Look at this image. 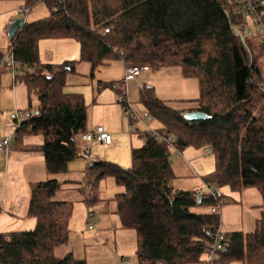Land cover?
Listing matches in <instances>:
<instances>
[{
    "label": "trees",
    "instance_id": "trees-1",
    "mask_svg": "<svg viewBox=\"0 0 264 264\" xmlns=\"http://www.w3.org/2000/svg\"><path fill=\"white\" fill-rule=\"evenodd\" d=\"M19 1L27 10L43 1L49 14L24 21L9 42V52L19 62L16 77L25 85L28 109H33L16 125L14 145L41 151L50 176L29 183L27 213L35 226L0 234V264H87L71 252L61 257L54 252L67 242L73 202L55 197L61 184L52 175L66 172L68 163L82 156L77 142L88 131L83 93L64 91V86L77 61L89 63L92 77L115 58L152 70L178 65L183 76L196 77L198 83V95L187 99L194 104L178 109L143 83L138 101L161 126L142 133L143 142L131 149L128 167L105 159L86 164L87 183L109 177L120 188L111 199L120 224L134 229L136 264H199L220 228L217 190L200 193L171 185L169 153L188 146L213 155L212 171L202 176L207 185L255 188L261 197L252 230L223 232L216 264H264V77L259 67L264 42L250 28L244 41L234 33L243 18L235 12L239 1ZM254 1L264 9V0ZM60 38L78 43V60L40 63L39 40ZM4 59L0 51V67ZM120 104L127 109L128 102ZM190 110L207 117L188 119L184 112ZM31 135L41 141L23 143ZM203 206L209 208L198 209ZM215 206L218 211H211Z\"/></svg>",
    "mask_w": 264,
    "mask_h": 264
},
{
    "label": "rangeland",
    "instance_id": "rangeland-1",
    "mask_svg": "<svg viewBox=\"0 0 264 264\" xmlns=\"http://www.w3.org/2000/svg\"><path fill=\"white\" fill-rule=\"evenodd\" d=\"M16 3V0H1L0 11H3V8L6 7H12ZM48 14V6L43 1H38L30 6L23 17L26 21H32ZM11 16H7V24L9 23V19L14 18H10ZM13 16H15V12H13ZM248 25L251 29V35L258 39L259 27L253 22H248ZM3 27L0 29L2 31L0 32V47L2 48L0 51L8 53L10 46ZM47 40L51 39H43L39 43L40 63H44L47 61L46 59H56L63 62L78 58L79 47L75 40L65 39L68 42L58 51L55 47L45 45L46 42H49ZM50 55H54L55 58L53 57L51 59ZM76 63L90 66L85 61H77ZM259 67L261 75L264 77L263 58L259 60ZM123 68L124 62L120 58H115L96 69L92 79L88 82L86 80L83 81L84 78H82V75L69 74L67 80L70 81L64 86V91H78L83 93L88 108L87 125L107 123L110 127L108 132L111 135L112 145L104 147L96 144L93 153L100 154L102 159L113 161L123 167H128L131 164V149L140 147L143 141L142 133L145 130L155 129L161 126V123L157 119L145 116L144 107L138 101V81L146 85H151L158 98L167 100L172 107L177 109L187 108L194 104L193 101H187V99L198 95V83L196 77L183 76L181 68L178 65L162 67L155 70L149 68L141 70V73L139 72L140 75L138 74L137 76L138 81H125ZM88 72L89 70L85 74ZM6 73L12 78L10 70ZM16 83L19 84L16 90L18 100L26 102L27 97L24 84L19 81ZM9 92L8 89H4L0 93L2 96L0 98V109L6 111L4 115L8 118L14 109H21L20 107L13 108L14 96ZM124 93H126L127 101L131 107L130 113H127L117 100L118 95ZM134 114L138 118L131 122L130 117ZM9 125L14 129L17 124L10 120ZM4 135H8L10 140L12 139L11 143L15 142L14 134H3L2 136ZM31 137L32 142L40 141L39 135H31ZM77 144L80 146L79 141ZM185 150H191L195 155H191L188 151L185 152ZM205 151L206 148L194 146H188L182 152L171 149L168 161L171 166H175L176 171H179V173H186L187 169H190L191 166L192 168L196 167V171L199 170L200 172L198 173L203 175L212 171L214 167L213 155L211 153L206 154ZM199 158L201 160L197 161L196 159ZM82 169H84V166L80 160H71L68 163V170L66 172L55 175L61 184L55 197L73 202V212L69 219L67 242L56 246L54 249L55 254L62 255L60 254L62 250L65 251L66 248H70L75 257L83 258L86 255L84 259H86L87 264H116V258L117 264H136V239L134 229L123 227L120 224L118 215L115 212L116 203L111 199L113 193L120 188L109 181V177L102 178L95 184H92L93 182L87 183ZM193 179L189 178L190 181ZM211 186L212 190H217L220 194L219 212L221 231L252 230L254 227V217L259 216V211L262 208L259 205L261 203V197L258 191L255 188L235 191L227 185L220 187ZM86 208L92 211V215L89 216L90 218L88 220L86 219ZM207 208L209 206H203L198 209L206 210ZM33 220L34 225L30 226V228L35 226V219L33 218ZM89 220L94 224L92 230H89L87 226ZM106 222L110 224H103ZM28 228L23 226L20 228L11 227L9 229L26 230ZM107 231H114L116 249L113 247L111 241H104L103 234ZM230 264H241V262L233 261Z\"/></svg>",
    "mask_w": 264,
    "mask_h": 264
},
{
    "label": "crops",
    "instance_id": "crops-1",
    "mask_svg": "<svg viewBox=\"0 0 264 264\" xmlns=\"http://www.w3.org/2000/svg\"><path fill=\"white\" fill-rule=\"evenodd\" d=\"M16 1H17V3L15 5H13L12 7L3 8V11H0V29H2V27L4 26L3 29H4L5 33H6V28L9 24V23L7 24V22H6L7 16L12 15L10 18H13V17L15 18V17L24 15V13L21 11V8H22L21 1H19V0H16ZM13 12H15V16H13ZM24 21H26L25 18H24ZM0 32H2V31L0 30ZM41 40H43V39H41ZM41 40H39V42H38V47H39V43H41ZM8 41L10 42L9 38H8ZM47 41H49V42H46L45 45L55 47L57 49V51L60 48H63L65 46V43L68 42L64 38L51 39V40H47ZM57 46H58V48H57ZM1 49L2 48L0 47V50ZM1 52H3V51H1ZM3 53H4V58H5V56L8 53L7 52H3ZM53 57H54V55H50L51 59ZM46 60L47 61H45L44 63H60V60H56V59L55 60L46 59ZM73 60H78V58L73 59ZM80 63H78V64L75 63L74 71L69 72L67 74L66 84L70 81V80H67L69 77L68 76L69 74L82 75V78H84L83 81L86 80L87 82L92 79V77L89 76L90 66H86V64H80ZM125 65L126 64L124 63L123 73H124ZM7 69L8 68L5 66V64H2L0 67V93L2 90L8 89V91L11 92V93L10 92L9 93L13 94V96H14V107L13 108H19V107L21 109L29 108L27 91H26L27 101L25 102V101L18 100L16 90L18 89L17 86H19V84H17L16 82L19 80L16 77L17 74L13 75L11 73L12 74V78H11V76H9L6 73L8 71ZM144 69H147V67H144L141 70H144ZM88 70H89V72L87 73L88 74L87 75V74H85V72H87ZM141 70L139 71L140 73H141ZM140 73H138V74L140 75ZM137 81H138V79H137ZM19 82H21V81H19ZM139 82H141V81H139ZM141 83L143 84V82H141ZM24 87H25V85H24ZM25 90H26V88H25ZM67 92H73V91H67ZM75 92H78V91H75ZM125 96H127L126 93H125ZM0 98H2L1 95H0ZM33 101H35V100H33ZM35 103H33V105H32L33 107L35 106ZM87 110H88V108H87ZM5 112L6 111H3L2 109H0V136H2L3 134L12 135V134H14V131H15V128L13 129L9 125V122H10L9 119L10 118H8L6 115H4ZM101 125L104 127V129L106 128L105 130H107V131L110 130V127L107 125V123L106 124L102 123ZM94 126H95L94 124L87 125L88 130L94 128ZM31 138H32L31 136L24 137L23 143H25V144H38L41 141V138H40V141L37 140L36 142H32ZM78 141L80 142L79 147L82 149V152H81L82 156L77 157L74 161L80 160L82 162V164L84 166V169H82L83 171H85V167L87 164V154H86L87 149H90L91 153L96 155V158L94 160H98V159H102V157L98 153H93L95 145L98 144V145H101L104 147H108V146L112 145V139H111V142L109 144H103L101 142H93L90 145L87 141H85L81 138ZM182 150H180L179 152H182ZM187 151L189 154L195 155L194 152H192L191 150H185V152H187ZM206 154H209V153H206ZM196 160L199 161V160H201V158L196 159ZM183 167L185 168L184 165H183ZM186 167H188V166H186ZM171 168H172V171L174 173V178L171 180V185L174 188L196 189L200 193H207V186H208L207 180L202 178V176L204 174L201 175V173H198V172H200L198 169H197L198 171H196V169H195L196 167L192 168L190 166V169H187L186 173H184V172L179 173V171H176L175 166H171ZM49 176L50 175L45 171V168H44L43 156H42L41 151H39V150H23L20 148L17 149V148H15L14 143H11V147H10V150L8 153H5L4 151L0 150V234L7 232V231H12L13 229H9L11 227L20 228V227L26 226L28 228V226H29L28 229H30V226L34 225V220H33L34 217L32 218V216H30L27 213V205H28V199H29V183L31 181L46 179ZM52 176L57 179V177L55 175H52ZM189 178H194V179L190 181ZM109 181L114 183L112 181V179H110ZM97 182H99V181H97ZM117 191H119V190H116L113 193V195ZM113 195L111 196V198L113 197ZM59 199H61V198H59ZM235 202H238V201H235ZM259 205H261V203ZM85 213H86V219L88 220V218H90L89 216L92 215V211L89 208H86ZM259 213H260V211H259ZM23 217H25V218H23ZM255 218H256V216L254 217V220H255ZM103 224L109 225L110 223L106 222ZM88 229L92 230L93 228L92 229L88 228ZM15 230H21V229H15ZM114 234H115L114 231L113 232L107 231L105 234H103V238H104V241H106V242L111 241L113 244V247L115 248L116 240H115ZM71 250L72 249H70V248H66L65 251L64 250L61 251L60 254H62V255H57V256H63L68 252L72 253ZM85 256L83 258H85ZM115 258H116V256H115ZM115 263L117 264V258H116Z\"/></svg>",
    "mask_w": 264,
    "mask_h": 264
},
{
    "label": "built area",
    "instance_id": "built-area-1",
    "mask_svg": "<svg viewBox=\"0 0 264 264\" xmlns=\"http://www.w3.org/2000/svg\"><path fill=\"white\" fill-rule=\"evenodd\" d=\"M239 6L235 10V12L241 15L242 20L233 27V31L237 34L243 41L247 36V33L250 32L248 22L249 20L253 21L259 27V34L261 39L264 42V9H259L257 4H255L254 0H238ZM21 11L25 13L27 9L21 8ZM264 59V53H263ZM5 66L10 70L13 75L19 74L18 66L19 62L13 57L11 52L5 56ZM146 67L143 64H135V63H127L124 69V79L128 80H137V75L139 71ZM139 88H142V83L138 81ZM117 100L121 102H128L127 98L124 94H119ZM131 107L128 102L127 109L125 110L127 113H130ZM33 113V109H14L10 114L9 118L16 124H19L21 121L30 117ZM145 116L148 117V114L145 112ZM133 119H137V115H131L130 117ZM132 121V122H133ZM151 130V129H150ZM81 139L87 141L90 145L93 142H101L103 144H109L111 142L110 133L104 129L102 125H95L94 128L81 133ZM170 138H168L169 140ZM11 147L10 137L8 135H4L0 138V150L8 153ZM87 162L96 158V155L92 154L90 149H87ZM206 153H210L209 149H206ZM85 174V172H83ZM207 192H213L212 186H207ZM211 211L217 212L218 206L211 207ZM88 228H94V224L92 221H88ZM224 233L219 228L213 235L212 239L208 242L206 251L203 256V260L200 264H216V259L218 258L219 251L223 248L224 245Z\"/></svg>",
    "mask_w": 264,
    "mask_h": 264
},
{
    "label": "water",
    "instance_id": "water-1",
    "mask_svg": "<svg viewBox=\"0 0 264 264\" xmlns=\"http://www.w3.org/2000/svg\"><path fill=\"white\" fill-rule=\"evenodd\" d=\"M24 23V17L18 16L16 18L10 19L9 24L6 28V33L9 39H11L17 31L21 28ZM184 116L188 119H202L207 117V115L199 110L185 111ZM198 200H200V195H198Z\"/></svg>",
    "mask_w": 264,
    "mask_h": 264
}]
</instances>
